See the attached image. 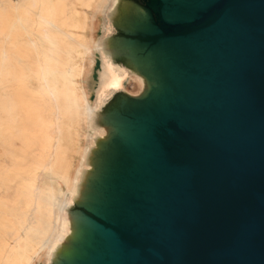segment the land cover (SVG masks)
<instances>
[{
    "label": "water",
    "instance_id": "95a60500",
    "mask_svg": "<svg viewBox=\"0 0 264 264\" xmlns=\"http://www.w3.org/2000/svg\"><path fill=\"white\" fill-rule=\"evenodd\" d=\"M139 77L96 114L50 264H264V0H114Z\"/></svg>",
    "mask_w": 264,
    "mask_h": 264
},
{
    "label": "bare ground",
    "instance_id": "6f19581e",
    "mask_svg": "<svg viewBox=\"0 0 264 264\" xmlns=\"http://www.w3.org/2000/svg\"><path fill=\"white\" fill-rule=\"evenodd\" d=\"M113 2L0 0V264L51 263L104 135L97 112L129 80L132 94L143 88L103 52ZM92 50L100 64L90 102Z\"/></svg>",
    "mask_w": 264,
    "mask_h": 264
},
{
    "label": "rangeland",
    "instance_id": "374dc122",
    "mask_svg": "<svg viewBox=\"0 0 264 264\" xmlns=\"http://www.w3.org/2000/svg\"><path fill=\"white\" fill-rule=\"evenodd\" d=\"M101 35V25L99 24L98 28H97V36H100ZM91 41L93 42V39H91ZM89 61H92L93 62V65H92V71H91V75H90V79H91V82H92V76L94 77V81L95 83L93 82L92 83V86H91V89H90V92H89V97H88V100L90 102L93 101L94 97H95V94H94V90L92 89L95 85H96V78L97 77V71H98V67H99V64H100V56L95 53V56H94V52L92 50L91 52V55H90V58L88 59ZM90 70V67L89 69ZM88 74H89V71H88ZM132 86H133V82L131 80H129L127 83H126V86H125V90L127 92H129L130 94H132ZM42 260L40 262H37L36 264H42Z\"/></svg>",
    "mask_w": 264,
    "mask_h": 264
}]
</instances>
